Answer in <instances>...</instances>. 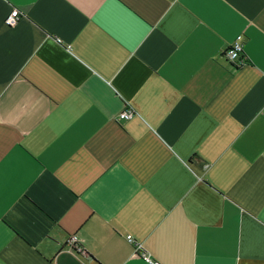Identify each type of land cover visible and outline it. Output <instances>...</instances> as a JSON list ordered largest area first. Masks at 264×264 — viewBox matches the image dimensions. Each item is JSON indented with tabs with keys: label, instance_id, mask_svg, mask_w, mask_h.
Returning a JSON list of instances; mask_svg holds the SVG:
<instances>
[{
	"label": "crops",
	"instance_id": "obj_1",
	"mask_svg": "<svg viewBox=\"0 0 264 264\" xmlns=\"http://www.w3.org/2000/svg\"><path fill=\"white\" fill-rule=\"evenodd\" d=\"M127 233L264 264V0H0V264H152Z\"/></svg>",
	"mask_w": 264,
	"mask_h": 264
},
{
	"label": "built area",
	"instance_id": "obj_2",
	"mask_svg": "<svg viewBox=\"0 0 264 264\" xmlns=\"http://www.w3.org/2000/svg\"><path fill=\"white\" fill-rule=\"evenodd\" d=\"M19 15V9L16 6H13L5 15L4 22L8 25L14 24L17 21ZM243 43V34L242 32H239L234 36V38H232V40L227 44V46L223 48V55L226 57V59L235 63L241 61L244 57ZM132 113L133 110L131 108L122 109L118 111L117 116L126 118L131 116ZM126 238L133 243L135 252H138L145 260L149 261L152 264H161L157 259L153 258L149 252L145 251L142 248L141 242L135 240L131 233H127ZM66 243L69 248L76 252H86L85 248L83 247L75 232H71L68 234Z\"/></svg>",
	"mask_w": 264,
	"mask_h": 264
}]
</instances>
